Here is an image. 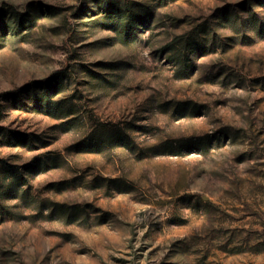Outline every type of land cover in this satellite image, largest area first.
<instances>
[{
	"label": "rangeland",
	"instance_id": "obj_1",
	"mask_svg": "<svg viewBox=\"0 0 264 264\" xmlns=\"http://www.w3.org/2000/svg\"><path fill=\"white\" fill-rule=\"evenodd\" d=\"M0 264H264V0H0Z\"/></svg>",
	"mask_w": 264,
	"mask_h": 264
}]
</instances>
